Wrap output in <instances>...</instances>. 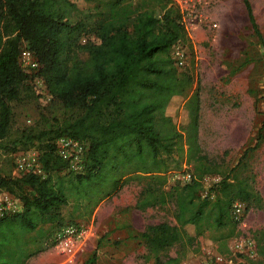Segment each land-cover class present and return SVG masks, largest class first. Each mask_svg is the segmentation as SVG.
I'll return each mask as SVG.
<instances>
[{"label": "trees", "instance_id": "1", "mask_svg": "<svg viewBox=\"0 0 264 264\" xmlns=\"http://www.w3.org/2000/svg\"><path fill=\"white\" fill-rule=\"evenodd\" d=\"M241 2L262 41L249 1ZM187 40L182 12L171 0H0V156L33 147L42 172L13 177L0 170V192L21 204L20 211L0 217V264H24L34 253L28 234L42 224L52 225L54 233L63 225L60 207L71 202L72 218L87 220L101 201L132 180L142 181L134 209L173 205L175 224H147L134 236L153 264H179L185 246L204 228L228 226L232 235L241 219L230 216L233 201L242 202L244 210L261 207L258 192L236 171L247 151L259 145L264 118L229 173L200 196L202 176L212 170L197 141V89L178 120L173 116V105L193 78L177 72L169 50ZM21 49L35 58L34 71L21 68ZM80 52L85 59H78ZM34 77L64 109L80 112L44 128L21 129L2 144L9 135L10 103L33 94L28 82ZM59 136L86 143L80 171L68 170L55 153ZM173 151L193 163L192 175L166 188ZM174 244L180 247L174 256H159ZM255 245L264 257L263 237ZM95 249L81 264H94Z\"/></svg>", "mask_w": 264, "mask_h": 264}, {"label": "rangeland", "instance_id": "2", "mask_svg": "<svg viewBox=\"0 0 264 264\" xmlns=\"http://www.w3.org/2000/svg\"><path fill=\"white\" fill-rule=\"evenodd\" d=\"M248 1L262 41L253 32L241 0H186L181 4V9L185 15L188 40L175 44L169 50L177 72H189L193 78L191 85L173 105L176 120L191 92L197 89L199 93L197 141L201 154L212 170L202 176L201 197L208 194L209 187L229 173L242 151L254 142L264 118V0ZM175 52L180 55L179 59ZM77 57L83 60L86 53L80 52ZM178 60L181 62L178 63ZM37 79L34 77L28 82L32 95L10 103L12 119L9 135L1 141L2 144L8 143V139L21 129L44 128L53 120L61 121L80 112L77 108L64 109L59 101L41 90V83ZM260 134L259 145L247 151L236 172L239 177H247L258 192L261 207L245 209L230 236L228 226L219 230L204 228L192 245L185 246L179 264H216L214 256L229 257L233 263L248 261L250 264H264V257L257 255L255 245L257 237L264 239V126ZM29 149L35 150L33 147ZM14 153L0 156V170H9L11 176L19 177L12 172ZM192 168V162L185 161L173 151L167 158L165 187L180 184L177 177L184 171L192 173ZM141 186L142 181H129L113 196L106 198L99 212L103 223L120 220L119 212L131 211L133 233L147 224H175L172 203L143 211L133 208ZM19 206V210L10 212L20 211V203ZM60 214L63 225L88 226L84 238L73 251L70 264H81L94 251L97 243L94 264H153L143 243L136 237L127 246H117L118 242L105 243L99 222L95 217L91 219L93 213L87 220L72 218L69 202L60 207ZM53 230L52 225L42 224L28 234L29 248L34 253L24 264H64L65 256L56 251L50 242ZM179 249V245L174 244L159 256H174Z\"/></svg>", "mask_w": 264, "mask_h": 264}, {"label": "built area", "instance_id": "3", "mask_svg": "<svg viewBox=\"0 0 264 264\" xmlns=\"http://www.w3.org/2000/svg\"><path fill=\"white\" fill-rule=\"evenodd\" d=\"M174 2L182 12V20L184 22V13L181 9V4L186 0H171ZM185 25V24H184ZM84 41V39H82ZM177 59L180 58L178 52H175ZM18 62L25 72L34 71L37 68V63L31 52L26 49H21L18 55ZM181 61L178 60V63ZM41 83V90H45L44 84L40 78L37 79ZM55 153L57 156L67 164V169L71 171H80L82 169V162L86 152V143L72 139L68 136H59L54 140ZM13 174L23 175L26 173L42 174L40 165L37 160V152L35 150L17 151L12 159ZM192 173L188 171L182 172L177 179L180 184L186 183L190 180ZM210 198L213 196L210 195ZM19 201L6 192H0V217L10 214L14 209L19 210ZM244 211V204L240 201H233L230 206V216L234 220H238ZM86 228L79 224H65L59 227L51 236L50 242L52 247L65 256L64 264L72 263V255L76 246L81 242L86 233ZM213 261L216 264H232L231 258H222L214 256Z\"/></svg>", "mask_w": 264, "mask_h": 264}, {"label": "crops", "instance_id": "4", "mask_svg": "<svg viewBox=\"0 0 264 264\" xmlns=\"http://www.w3.org/2000/svg\"><path fill=\"white\" fill-rule=\"evenodd\" d=\"M105 199L103 201L100 202L99 206L97 207V209L93 212V215L91 216V219L93 220L94 217L96 218L97 222H99V229L101 230V235H103V240L105 241V243H113V242H118L117 246H127L129 241H132L134 236L137 235V233L141 232L143 229L138 230L136 233H133V223H132V216L133 213L127 212H119L121 213V219H114L115 222L111 221V222H105L103 223V219L102 216H99V212L101 210V207L104 205L105 203ZM101 205V207H100ZM91 220V221H92ZM128 220H131V222H129ZM131 223V226H129ZM79 225H83L86 230L88 228V226L86 224H79ZM92 226V225H91ZM128 254V252H126V255ZM123 254H121L122 256ZM112 262H115L114 260H111ZM119 264H122L119 263Z\"/></svg>", "mask_w": 264, "mask_h": 264}]
</instances>
